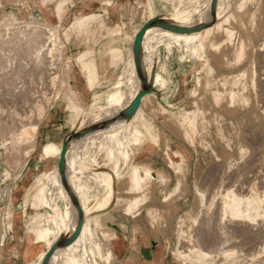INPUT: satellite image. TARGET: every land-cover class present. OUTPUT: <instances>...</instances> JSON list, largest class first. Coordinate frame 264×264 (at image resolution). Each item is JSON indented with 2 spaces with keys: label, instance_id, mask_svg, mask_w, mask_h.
Returning <instances> with one entry per match:
<instances>
[{
  "label": "rangeland",
  "instance_id": "374dc122",
  "mask_svg": "<svg viewBox=\"0 0 264 264\" xmlns=\"http://www.w3.org/2000/svg\"><path fill=\"white\" fill-rule=\"evenodd\" d=\"M166 1L172 3L173 11L159 15H154L152 12L148 13L145 17V25L142 26L138 30V32L146 29L147 25L150 24L152 20L165 18L169 15L179 16L181 14L183 15L184 13L186 14V16H190L191 14H194L192 17L193 25L199 23L197 27L191 29L193 35L192 38L188 41L185 40L184 34L182 35L181 38L177 39L176 36L170 34V30L168 29L157 30L155 32V36L151 40V44H152L151 47L154 50L152 65L155 68V71L152 73L151 87L157 86L158 88L160 87L164 90H169L170 93L172 92L173 88L169 87L170 85H168V81L162 77V74L159 72L158 69L159 68L158 64H159V60L163 61L164 59H169V60L175 59L178 63L182 64L181 67L182 71L185 72L183 82H181L182 83L181 85L182 86L185 84L187 85V87H185L183 91L182 97L180 98L181 100L175 103L173 107H170L169 105L167 106L166 104H163L161 100H158L157 98L151 96L153 94V88H151L149 92L150 94L147 97L148 99L146 98V100L144 99V101L142 102V106L144 103V108H147L152 113V117L155 118L154 122L156 127L160 128L161 131L167 133L166 136H163V138L167 139V141L165 142L167 144H172L174 147H183V149L186 150L187 152L188 159L192 158L193 162H195L196 164L195 183L191 187L190 186L188 187L182 183V180L183 179L185 180V176L187 175V171L189 170L188 166L186 167L187 164L185 160H180L178 157L173 158L177 162V164H179L176 168V171H178L182 177L177 193L179 194V196L182 197H186L189 194L188 196L189 199L186 201V205H183L182 207L183 212L181 213V215L176 216L174 219L175 220L173 223L174 240L170 249L174 260L173 264H182L183 261L179 257L176 251L177 248H179V246L180 247L182 246V240L180 238L186 222L187 223L194 222L197 225V226L196 225L192 226L193 228L190 230L191 232H193L192 233L193 235L198 234V232L200 231L202 233H205V231L207 230V228L205 227L204 228L206 230H201V227L203 225L202 224L203 220L209 219L208 214H206L207 213L206 206H204L205 201L203 199V194L201 190L207 192L208 198L209 196L211 198L214 192L217 191V187L219 189L221 181H224L225 185H231L233 184V182H235V179H237L238 176H240L238 177L239 179L242 178L241 175L243 176V173L246 171L247 164L249 165L250 163L255 161L256 162L255 164H262L264 168V157H263L264 52L259 51L258 49L260 39L264 36V0H166ZM59 7L62 8L61 13H59L58 11ZM211 8L221 12L222 14V16L220 15L221 19L218 22L216 21L214 25H208V23L206 22V17H204V14L207 12V10ZM57 13L60 20L63 19L64 15L66 16V12H64V9L62 7V3L57 6ZM27 21H33L39 25L42 24L44 26L47 25L48 27L53 28L58 33L57 35L59 36V42L61 48L58 47L55 52L56 62L54 63V65L57 66V68L54 66L55 69L49 70L46 69L47 68L46 65H41L40 68L39 65L33 64L35 63L34 61H32L33 63L30 62V56L29 58L27 56L29 55V52L28 50L26 51L27 47L25 46V44H24V48L22 46L23 43L22 45L18 44V46L21 45V48L16 47L18 42L19 43L22 42L21 38L18 36L15 37L16 38L15 43H11L10 47L9 45H7L6 48H8L7 51H9V54L12 53L11 55L17 58H15L16 62L14 63L15 65H13L12 67L10 66L11 63H8L10 64L9 66L7 64L8 55L4 53L0 54V119L3 121V123L12 121V119L9 118L11 117V115H9L10 111L8 112V110H12V109L16 110L19 107L20 108L19 110L17 109V111H19L21 114L25 112V117L27 116L25 119L26 123L30 122L31 120L32 121L36 120L35 119L36 115H34L35 110L33 109L32 106H30L29 103H31L34 100L37 101L38 98L40 100L46 93L50 91H53V96L51 98L52 101L56 95L61 93L62 88L64 86L63 75H62L63 64L65 62L64 59L65 44L63 43L64 42L63 33L67 35V32H65L66 30H64L63 28L64 24L52 25L48 20L38 19L36 17L21 19L16 17V15H14L13 13L9 11H5L4 9L0 8V26L3 25L4 23H9V22L16 23L17 26L18 24L20 26L21 25L23 26ZM66 21H67L66 22L67 23L66 26H67L69 24V20L67 19ZM187 30L188 29H186L185 31L189 32ZM226 30H232L234 32V35L235 36L237 35V41L239 37L245 39L247 45L242 51H238L236 45L230 43L223 44V40L229 34V33L227 34ZM133 36L134 35H127L125 37L123 41V43L125 44H123L120 51H125V48L127 49L129 47L128 42ZM13 47L14 48L16 47L17 50L14 49ZM15 50L17 53L15 52ZM21 50L23 52H21ZM114 52L112 51L105 52L104 54L110 59L109 63L107 64V67L112 70L111 74H114L118 70L117 73L114 75V79L112 82H111L112 78L110 76L106 77V80L108 82H111L108 91H106L105 93L102 92L96 93L95 96L97 97V99L96 97L94 98V102H93L94 104L92 103L86 109H80L76 111L79 120L74 122L75 124L73 123L72 132L83 134L82 133L84 132L83 130L85 128L88 129L87 124L91 123V119H93V117H96L95 119L96 121L101 120L100 121L101 123L104 122V125H106L105 121L107 120L105 118H110L107 124H112L113 121L115 120L114 118H112L114 113L108 111L109 104L106 98L109 95V93L117 89L116 87L118 85L116 86V84H118L119 82V77H121L120 75H122L121 74L122 70L123 71L124 69L126 70L125 77L128 75L129 76L133 75L135 70H133V67L131 65L132 63L129 60V54L124 59H122L120 63H116L117 61H115L114 59L115 58ZM20 53H26L24 54V56L26 55L27 57L24 58H27V60L23 58L24 64H22L23 55L21 56ZM18 60L20 61L19 64L17 62ZM31 60L33 59L31 58ZM16 64L18 67L16 66ZM94 67H92V69H94ZM44 68H45V72H43ZM7 69L9 70L6 71ZM186 69L188 71H185ZM260 69H262V71H260ZM49 71H52V74H50L51 72ZM53 72H56L55 74L58 75L57 81H55V79H51V77L55 76ZM155 72L156 75L154 76ZM45 73H47V76H45ZM159 75L162 78H160ZM156 78L159 79V82L158 80H156ZM37 80L39 81L40 85L37 82ZM154 80L157 82L155 83ZM30 81L31 83H29ZM27 84L30 86V90L28 89L29 86ZM129 85L130 88L133 85L134 87L132 88L133 90L136 88V83L134 81L130 82L128 80L124 84V86H129ZM38 88L40 89V92L38 91L37 93ZM131 91L132 90L130 89V92ZM195 91L197 92L196 94L194 93ZM28 92L30 93V95L28 94ZM32 92L33 93L35 92L36 94H32ZM214 93H218L220 95L221 103L218 102L216 104L215 101L216 99H214L215 97ZM38 94L39 97H36V95ZM231 94H235L236 96V103L234 106H230L229 101H231ZM102 96H104L106 100V102L104 103H102ZM161 96L162 95H160V97ZM163 96H164V101H166V103L169 104L170 99L167 97L166 93H164ZM26 98L27 99L29 98L28 100L29 102L27 101ZM32 98L34 99L32 100ZM43 98L47 99L45 98V96ZM43 98L41 99V101L43 100ZM25 101H27L28 104H25L24 103ZM50 103L48 104V106L50 105ZM248 103L249 105H247ZM132 108L134 107L132 106ZM47 109L44 111L43 115L41 116L40 121L45 115ZM130 110H128L126 114L128 113L129 115L132 111ZM88 111H94L95 112L94 116L93 117L89 116ZM233 111L235 113H233ZM18 122L19 120L17 121L14 120V124L16 126H18L19 124ZM190 124L192 126L191 129L189 128ZM193 128H195L197 133L195 130L191 132ZM96 131L98 133V130ZM96 131L92 132L91 130L90 131L86 130L87 133L86 136L88 134L95 133ZM107 139L108 137L105 138L100 137L91 142L90 144L91 149L89 148V151L84 152L83 162L81 163L82 166L83 167L95 166V168L103 167L117 181L119 179L122 180L124 177H128L129 179L131 167L135 165V164L131 165L130 156H127L128 158L125 157L126 159L120 156V165H115L114 162L109 160H105V162H102L100 165L96 163L97 160L96 155L101 156L100 155L101 152H99V154L97 152V150H99L98 146L100 148L101 146L103 147L106 146L108 144ZM146 140L147 139L144 140L142 139L141 142L137 145H132L131 144L132 142L127 141V143L129 142V144H127L128 146L127 149L130 151L131 147L133 146L137 147L138 145L145 143ZM150 140L154 141L153 138H150ZM0 142H1L0 160L6 162L7 165H12L13 169H16L15 168L16 165H20V162L22 160H25L26 158H23L22 155H20V153L14 151L11 148L10 144H8L9 146L4 145L5 143L4 137H0ZM35 142L36 139L34 141H31L30 144L35 145ZM114 147L116 148V146ZM167 152L172 153V151L169 150ZM63 156L64 154L59 155L55 158L59 157L63 161L64 160ZM165 157L167 158V154H165ZM241 157L243 160L241 159ZM247 161L250 163H248ZM136 165L144 166V164H136ZM244 165H246V167ZM240 168H242V171H240ZM234 172L235 175L231 176L234 174ZM239 172H241L240 173L241 175L239 174ZM6 175H7L6 177H10L8 172H6ZM245 175L246 174L244 173V176ZM106 176L107 175L104 176L99 171H95V174L92 176L93 178L91 176H88L85 179L83 178L84 180L80 178H77L78 179L77 180L74 176H72L73 178L71 179L74 188L82 192L83 197L85 190L91 188L92 190L95 191L98 189L97 191H99L100 193L104 192L105 194L103 195V197L107 198V201L105 200L106 201L105 207L98 209L91 218H88L89 221L87 220L85 224L86 226L88 225L87 227H91V226L93 227L92 218H94L95 220V224H94L95 228L93 231L94 234H92L93 236L91 235V237H93L91 238L92 241L90 239L89 241L93 243L94 242L93 239L94 240L96 239L97 242L99 243V246L95 247L94 245L95 243L91 245L92 246L91 248L93 249L92 253L94 254L93 256L94 261L92 262V264H111L112 251H111L110 243L113 238V235L110 233L109 221L105 218V213L107 209L110 208V205H112L113 207L115 206L117 209H121V210L124 209V211L128 213H133V211H135L136 208L139 207L141 203L146 201L148 198L153 197L156 191V187L158 185L153 180L152 178L153 175L152 176L148 175L144 178L142 189L133 190V188H131L130 183L127 184L126 194L127 192L128 194L127 195L123 194L121 196H130L132 199L119 198L117 194L118 191L115 192V194L113 195L112 191L108 190L107 187L105 186V180H107ZM229 176L230 178H228ZM232 177H236V178L232 180ZM227 178L229 179L230 184L228 182H225V180L228 181ZM244 178H242L243 180L241 181H244L246 179ZM11 179L12 178H10V180ZM79 179L81 181H79ZM90 179L92 182L94 181L97 184V187L95 188L92 187ZM101 180H103L104 182L103 181L101 182ZM63 181L70 191V187H69L70 185L68 183L67 177H64ZM159 182H163V181L161 180ZM41 186L42 184H40L38 180V186L36 190L38 204L36 205L37 207H34L35 208L34 212L36 213L40 212L41 213L40 215L44 217V215H47L49 211H47V209L43 207L39 202V196H40L39 191ZM58 191L60 192L56 193V198H55L56 201H58V205H59L58 212H60V215L63 216L64 219L69 218V216L72 215V213L69 212L70 208L65 209L66 201L68 200V198L66 197L64 190L59 189ZM98 197H100V195ZM137 198L139 201L137 203L138 205L133 206L132 202ZM213 209H212L213 211L211 210L212 213H210L209 216H210V225L215 227L214 229L211 226L208 227V230L209 231L211 230L210 233L211 234L213 233L212 234L213 238L212 240L210 239L211 241L209 242H204L205 244L204 247L206 248L208 246L210 247L208 249H217V247L220 246V243L224 238L223 236L220 235L221 233L220 227L216 225L217 213H218L217 207ZM213 213L215 214L214 217L212 215ZM157 216L161 217L160 212H158ZM10 217H11V213L8 212L5 222L11 226L9 221ZM205 217L208 218L205 219ZM211 218H212V222H211ZM214 218L216 219L214 220ZM214 221L215 224L213 223ZM234 226H232L231 229L230 227L227 228V230L230 231L228 232L230 236L229 237L230 240L228 242V248L230 247L229 243H231V247L236 248V250L241 252L238 253L239 254L238 264H264V234L263 235L259 234V231H261L262 229L258 228L253 231L250 229V227H244V226L234 227ZM77 228L78 229H76V233L78 231L77 236L79 238L81 236L79 232L80 231L79 228H81V226ZM204 228L202 227V229ZM247 228H249L250 232L247 231ZM59 229L60 226H58L57 230ZM197 229H199L198 232L196 231ZM29 230L32 233V235L35 237V239L38 240L37 236L35 235V230L31 228H29ZM193 230L195 231L196 234L194 233ZM246 231L248 234L247 237H246ZM57 232L58 231H55L54 233L51 232L50 237L47 240L46 239L39 240L46 244V251L42 253V256L45 253H46L45 255L47 256L49 254L50 256L49 261L53 259L52 258V256L54 255L53 251L56 250L53 247H54V243L56 242V241L54 242V240H56ZM76 233L74 234V236H76ZM214 233L216 234V237L218 236V238L215 237L214 239V235H215ZM233 234L237 238L236 237L232 238ZM244 234L246 238L244 237ZM54 235L55 238L53 239ZM201 235L203 237V234ZM258 235L260 236V238L257 237ZM77 236L73 238V240L70 243L65 244L64 246L65 249L64 248L62 249L63 250L62 254H64V252H66L67 254L65 253L66 255L64 254L62 258H64L63 260H66V264H90L89 261L87 262L85 260L84 255L81 254L80 250L82 247H84V244H82L83 246H80L81 242L80 240L77 241ZM249 236H251L253 240ZM241 237H244V239ZM213 239L214 241H216V243L212 242ZM60 240L62 241L64 239L61 238ZM217 240L218 242L220 241L219 244ZM232 240H236V241L232 242ZM72 244L75 245L74 246L75 248L73 247L75 250L77 247L76 252L72 248ZM70 249H72V251H69ZM62 254H60V257ZM47 256L46 258L45 256L40 257V259H38L35 264H42L43 263L42 261L48 258ZM73 258L78 260L77 263H73ZM221 258L222 257H220V259ZM192 262H193L192 264H207L204 261L198 263L196 261H192ZM230 263L231 262H229V264ZM232 263H234V261H232ZM58 264H62V263H58ZM210 264H220V263H218V261H213L210 262Z\"/></svg>",
  "mask_w": 264,
  "mask_h": 264
},
{
  "label": "crops",
  "instance_id": "0c3cea01",
  "mask_svg": "<svg viewBox=\"0 0 264 264\" xmlns=\"http://www.w3.org/2000/svg\"><path fill=\"white\" fill-rule=\"evenodd\" d=\"M61 3L66 12L62 20L57 13V6ZM0 8L21 19L36 17L48 20L52 25L64 24L67 32V35L63 33L64 86L61 93L53 98L39 123L34 152L16 165V169L0 160V264H35L46 251V244L36 240L29 230L33 228V218L41 214L34 212L38 204V180L42 175L54 172L63 162L59 157L41 159V147L49 142L63 145L73 131V123L79 120L76 111L91 105L96 93L108 91L118 70L111 74L112 70L107 67L110 59L104 55L105 52L123 46L127 35H132L145 25L148 13L165 14L173 11V5L166 0H0ZM67 19L69 24L66 26ZM92 65L98 74L93 88L88 81V70L92 69ZM158 66L162 77L173 90L170 93L154 86L151 96L173 107L181 100L187 87L186 84L181 85L185 72L182 71V64L175 59L159 60ZM109 76L111 82L106 80ZM164 93L170 99L169 104L164 101ZM104 102L106 100L102 96ZM142 107L145 109L144 118L154 127L158 140L147 139L145 143L131 147L129 156L131 165L144 164L149 168L158 185L153 197L141 203L133 213L115 206L107 209L105 218L113 235L110 243L111 264H173L170 251L174 240L173 223L175 217L183 212L182 207L186 205L189 194L182 197L177 193L182 177L176 171L179 164L174 160L171 165L168 157H165L168 150L175 158L185 160L189 168L182 183L188 187L195 183V162L192 158L188 159L183 147H174L165 142L167 139L163 136L167 133L156 127L155 118L144 108V103ZM6 172L10 177H6ZM68 179L72 178L68 175ZM129 180L124 177L117 181L119 198L132 199L121 196L126 194L128 183L132 188ZM161 180L163 182H159ZM103 193L90 188L85 190L83 198L90 203ZM133 202L138 203V198ZM8 212L11 213V226L5 222ZM158 212L161 217L157 216ZM70 242L69 239L66 244Z\"/></svg>",
  "mask_w": 264,
  "mask_h": 264
},
{
  "label": "bare ground",
  "instance_id": "6f19581e",
  "mask_svg": "<svg viewBox=\"0 0 264 264\" xmlns=\"http://www.w3.org/2000/svg\"><path fill=\"white\" fill-rule=\"evenodd\" d=\"M58 11H59V13H61L62 8L59 7ZM193 15L194 14H191L190 16H186V14L183 13V15L181 14L179 16H170L169 15L165 18L154 19V20H152V22L150 24L147 25L146 29H144L140 32L136 31L135 33L132 34L134 36L129 40V42H128L129 47L127 49L125 48V51H120L122 46L117 47L116 49L112 50V52L117 51V52H114L115 53L114 59H115V61H117L116 63H120V61L122 59H124L129 54V60L132 63L131 65L133 67V70H135L133 75L129 76L127 74L128 76H126V77H125L126 70L125 69H124V71L122 70V73H121L122 75H120L121 77H119V82H118V84H116V86L118 85L116 87L117 89L115 91L109 93V95L106 98V100L109 104L108 111L114 113L112 118H114L115 120L113 121L112 124H107L109 122L110 118H105V119H107L105 121L106 125H104V122L101 123L100 122L101 120L96 121L95 120L96 117H93L95 112L94 111H88L89 116H92L93 119H91V123L87 124L88 129L85 128L83 130L84 132H82L83 134H80L77 132H72L66 138L63 145H59L57 143L49 142V143H47L41 147V150L39 153V156L41 159L55 158L59 155L64 154V156H63L64 160H63L60 168L59 169L57 168L54 172L51 171V173L42 175V177L39 179V183L42 184L40 191H39L40 192L39 202L41 203V205L43 207H45L47 209V211H49V213L47 215H44V217L42 215L34 217L32 220V222H33V228L32 229L35 230V235L37 236L38 240H45V239L47 240L50 237L51 232L54 233L55 231H58L56 233V235H57L56 240H54V242L55 241L56 242L55 243L53 242L54 243L53 248L56 249L55 251H53V254H54L52 256L53 259H51V261H49V257H50L49 254L47 256V255H45L46 254L45 253L43 256L41 255V257L45 256V258H46V256H47L48 258L47 259L44 258L45 260L42 261L43 262L42 264H58V263L66 264V260H63L64 258H62V256L66 252H64V254H62V251H63L62 249L64 248L66 242L69 239L72 241L73 238H75L78 235V231L76 233V229H78L77 227H79V226H81V228H79L80 229L79 232H80L81 236L79 237L80 239L77 236V241L80 240V242H81L80 246H83L82 244H84V247H82L81 250L80 249L79 250L81 251V254L84 255L85 260L87 262L89 261L90 264H92V262L94 261V258H93L94 254L92 253L93 249L91 248L92 247L91 245L95 243L94 244L95 247L99 246V243L97 242L96 239L95 240L93 239L94 242L91 243V241H92L91 238H93V237H91V235L94 234L93 231L95 228L94 227L95 226L94 225L95 224L94 218H92L93 227L92 226L87 227L88 225L86 226L85 224H86L88 218H91L93 216V214H95L98 209L105 207L107 198L103 197V195L105 194V193H103L102 195H100V197H98L99 195L97 197H95L90 203L89 202L86 203L84 198H83L82 192H80L78 189L74 188L72 181L68 179V175L71 178H73L72 176H74L76 179L77 178H80V179L84 178L85 179L88 176L92 177L95 174V171H99L104 176L107 175L106 176L107 180H105V186L107 187L108 190H111L112 194L114 195L115 192H117V187H116L117 180L114 177H112L110 175V173H108V171L105 168H103V167L95 168V166L83 167L81 164L83 162L84 152L89 151V148L91 149V146H90L91 142L100 138V137H102V138L108 137V139H107L108 144L106 146H104V147L101 146V148L98 146V148H99V150H97L98 154H99V152H101L100 153L101 156L96 155V159H97L96 163L98 165H100L102 162H105V160L112 161L115 163V165H120V156H122L124 158L125 157L128 158L127 156H129V150L127 149V147H128L127 144H129V142L127 143V141L132 142L131 143L132 145H137L141 142L142 139L144 140V139L153 138L154 141L157 142L158 136H157V134H155V130H154V127L152 126V124L145 120L144 110L142 107V102L144 101V99L146 100V98L150 94L149 93L150 89L153 88V87H151L152 73L155 71V68L152 65V60L154 57V50L151 47L152 46L151 40L155 36V32L157 30H160V29L170 30V34L176 36L177 39L181 38L182 35L184 34L185 40L186 41L190 40L192 38V35H193V32L191 31V29L194 27H197L199 25V23H196L195 25H193V19H192ZM220 15L222 16L221 12L216 11L213 8H211V9L207 10V12L204 14V17H206V22L208 23V25H214V23H216V21L218 22L221 19ZM186 29H188L187 31H189V32H186L185 31ZM226 32H227V34L228 33L229 34L223 40V44L230 43V44L236 45L238 51H242L246 47L247 44L245 42V39H242L239 37L238 41H237V35L235 36L234 32L232 30H226ZM57 34L58 33L53 28L48 27L47 25L44 26L43 24L42 25L36 24L33 21H27L23 26L22 25L20 26L19 24L17 26L16 23H10V22L4 23L3 25L0 26V54L4 53V54L8 55L7 64L11 63V65L8 64V66L10 65L13 67V65H15L14 63L16 62L15 58H17V57H14L13 55H11L12 53L9 54V51H7L8 48H6V47H7V45H9V47H10L11 43H15V40H16L15 37L18 36L21 38L22 42L19 43L17 41L18 43H17L16 47L21 48V45L23 43L22 46L24 48V44H25V46L27 47L26 51L28 50V52H29V55H27V56H28V58L30 56V62L34 61L35 63H33V62L32 63L39 65L40 68H41V65H46V67H47V68L45 67L46 69L53 70V69H55V67L57 68V66L54 65V63L56 62L55 61L56 49L58 47L61 48V45L59 42V36ZM157 42H158V40H157ZM18 44H21V45L18 46ZM16 47L15 48L13 47V48L16 49ZM258 47H259L258 48L259 51L264 52V36L260 39V43H259ZM16 50H15V52H16ZM19 51H20V49H19ZM19 51H18V53H19ZM21 52H23V51L21 50ZM20 54H21V56L23 55V57H22V61H23V58L27 57L26 55L24 56V54H26V53H20ZM261 54H263V53H261ZM18 57H19V54H18ZM31 58L33 60H31ZM24 59L27 60V58H24ZM19 60L17 61L18 64L20 62ZM27 62H29V61H27ZM22 64H24V61L22 62ZM16 66H17V64H16ZM32 66H34V65H32ZM92 67H94V66L92 65ZM45 68H44V70L42 69L43 72H45ZM15 69H17V68H15ZM8 70L9 69H7L6 71H8ZM260 71H262V69H260ZM49 72H51L50 74H52V71H49ZM56 72H53V73L55 74ZM155 75H156V72H155L154 76ZM45 76H47V73H45ZM57 77H58V75L55 74V76L51 77V79H55V81H57ZM160 78H162V77L160 76ZM97 79H98V74H97L95 67H94V69H89L88 70V81H89L90 86L93 87L95 85ZM128 80L130 82L134 81L136 83V88L134 90L132 89V88H134L133 85L131 88H130V85L124 86V84ZM156 80H158V82H159L158 78H156ZM198 81H199V79H198ZM32 82H33V79H32ZM37 82L39 83L38 80H37ZM156 82L157 81H155V83ZM29 83H31V81ZM52 84H53V82H52ZM198 84H199V82H198ZM39 85H40V83H39ZM49 85H51V84H49ZM34 87H35V85H34ZM28 89L30 90V86ZM130 89L132 90L131 92H130ZM38 91L40 92L39 88L37 90V93H38ZM194 93L196 94L197 92L195 91ZM28 94L30 95L29 92H28ZM32 94H36V93L32 92ZM43 94H45V93H43ZM214 94H215L214 99H216L215 101L217 104L218 102H220V95L218 93H214ZM44 96L47 99H44L43 98ZM44 96L42 97L43 98L42 101H41L42 98L40 100L38 98L37 101H35V100L32 101L34 98H32V100L30 99L32 102L29 104L35 110V111L34 110L33 111L35 112L34 115H36V117L35 116L34 117L36 120H34V121L31 120L32 122L30 121V122L26 123L25 119L27 116L25 117V112L21 114L19 111H17V109L19 110L20 107L17 108L16 110L15 109L8 110V112L10 111L9 115H11V117H9V118L12 119L11 122L8 121L7 123L6 122L3 123V121L0 119V137L5 138L4 145L10 144L11 148L14 151H17L18 153H20V155H22L23 158H27L28 156L31 155L32 152H34L35 145L30 144V142L34 141L37 137V130H38V126H39V121H40L41 116L43 115L44 111L47 109L48 104L51 101V98L53 96V91L46 93ZM36 97H39V94L36 95ZM96 99H97V97H96ZM28 100H29V98L27 99V101ZM27 101H25L24 103L28 104ZM229 102H230V106L235 105V103H236L235 94H231V101H229ZM133 103H134V105H133ZM247 105H249V103ZM132 106L134 108H132ZM105 109H107V108H105ZM128 110L131 111V113L129 115H128V113L126 114V112H128ZM233 113H235V112L233 111ZM13 117H14V119H13ZM28 117H29V115H28ZM3 119H5V118H3ZM185 119H186V117H185ZM14 120H16V121L19 120L18 126H16L14 124ZM194 124H195V121H194ZM90 126H92V127H90ZM190 126H191V124H190ZM190 126H189V128L191 129L192 126L191 127ZM194 126H196V125H194ZM196 129H197V127H196ZM86 130L87 131L91 130L92 132L98 130V133L96 131L95 133L88 134L86 136V134H87ZM99 130H100V132H99ZM193 130H195V128H193L191 130V132ZM196 133H197V131H196ZM192 135H193V133H192ZM192 141H193V139H192ZM114 146H116V148ZM118 153H120V154H118ZM105 157H107V158H105ZM167 157L170 160L171 165H172L174 163V159H173L174 156L172 155V153L167 152ZM263 157H264V152H263ZM241 159H242V157H241ZM247 162H246V164H247ZM248 163H250V162H248ZM255 163L256 162L254 161V162L250 163L249 165L247 164V169H246L247 173H246V171L244 172L246 174L245 175L246 177L244 176L243 172H242L243 176L240 174L241 172H239V174L241 175L242 178H244V177L246 178V179L244 178L245 179L244 181H241L243 179L242 178L239 179L238 177H240V176H238V175H236L238 177H237V179H235V182H233V184H231V185H225L224 181H221L220 186L218 185L219 189L217 187V191H215L213 195L211 194L212 195L211 198H210V196L208 198L207 192L201 190V192L203 194V199L205 201L204 206H206V212H207L206 214H208V217H209V219H207L208 217H205V219H207V220H203L204 218L202 219L203 220L202 227L203 228L205 227L208 230V227L211 226L209 214L212 213V211L214 210L213 208L217 207L218 213H217L216 225L218 227H220L221 233L220 232L219 233L224 238L221 237V238H223V240L221 241L220 246L217 247V249H208L210 247L209 246L207 248L204 247L205 246L204 242H209L212 240V238H213L212 234L213 233L212 234L210 233L211 230L207 231L205 228L202 229V227H201V230H206L205 233H202L201 231L198 232V230L200 229L199 228L196 230L198 232V234H196L195 231L193 230L194 233L196 234V235H193L192 234L193 232H191L190 230L193 228L192 226H195L196 224L194 222H192V223L186 222L184 229L182 230V235L180 238L182 240V246L181 247L179 246V248H177V251H176L178 253L179 257L183 261L182 264H192L193 263L192 261H196L197 263L204 261L207 264H210V262H213V261H218V263H220V264H229V262H231L230 264H238V257H239L238 253H241V252L236 250V248L231 247V243H229L231 248L230 247L228 248V242L230 240L229 239L230 236H229L228 232H230V231H228L227 228L230 227V229H231L232 226H234V225H235L234 227H237V226H239V227L240 226L250 227V229L253 231L258 229V228H261L262 230L259 231V234L260 235L264 234V229H263L264 228V168H263L262 164H255ZM230 164H232V163H230ZM244 166L246 167V165H244ZM240 167H241V164H240ZM240 171H242V168H240ZM236 172H238V171H236ZM148 175H151V176L153 175L152 171L149 168H147L145 166H141V165H136V164L133 165L131 167L130 177H129L130 181L132 183L133 190L142 189L144 178ZM234 175H235V172L231 176H234ZM64 177H67V179H68V183L70 185L69 186L70 191L63 181ZM225 178H226V176H225ZM228 178H230V176ZM234 178H236V177H232V180ZM80 179H79V181H81ZM88 180H89V178H88ZM90 181H91V179H90ZM102 181L103 180H101V182ZM101 182H100V184H101ZM225 182L229 183V179H228V181L225 180ZM91 185L93 188L97 187V184L94 181L93 182L91 181ZM59 189L64 190L66 197L68 198V200L66 201V208L65 209L70 208L69 212L72 213V215H70L69 218L64 219V217L60 215V212H58L59 211V205H58V201H56L55 198H56V193L60 192V191H58ZM132 203H133V206L137 205V202H132ZM111 206L112 205H110V207ZM215 211H214V213H215ZM214 213L212 214L213 217L215 215ZM215 219L216 218H214V220ZM56 222H57L58 226H60L59 230H57L58 226H57ZM211 222H212V218H211ZM213 223L215 224V221ZM91 225H92V223H91ZM200 225H201V222H200ZM82 227H83V229H82ZM211 227H213V226H211ZM214 227H213V229H214ZM194 229H195V227H194ZM82 230H85V231H82ZM234 231H235V228H234ZM247 231L250 232L249 228H247ZM247 231H246V237L248 235ZM75 233H76V236H74ZM180 234H181V232H180ZM201 234H203V237ZM204 234H205V236H204ZM252 236H254V235H252ZM215 237H216V234L214 235V239H215ZM233 237L235 238L236 236H234V234H233L232 238ZM244 237H245V234H244ZM244 237H241V238L244 239ZM249 237L251 238V236H249ZM257 237L260 238L259 235ZM54 238H55V235H54L53 239ZM61 238L64 240L66 239L65 242H64V240L61 241L60 240ZM216 238H218V236ZM89 239L91 241H89ZM214 239L212 242L216 243V241H214ZM234 241H236V240H232V242H234ZM217 242H218V240H217ZM219 242H218V244H219ZM76 244H77V242H76ZM74 246L75 245L72 244V248ZM77 246H78V244H77ZM206 246H207V244H206ZM76 250H77V247H76ZM76 250L74 249L75 252H76ZM69 251H72V249H70ZM60 254H62L61 257H60ZM73 254H74V252H73ZM84 257H83V259H84ZM220 257H222V258L220 259ZM61 258L63 261L61 260ZM69 259H70V256H69ZM79 259H81V258H79ZM77 261H78L77 259L73 258V263H77ZM232 261H234V263H232Z\"/></svg>",
  "mask_w": 264,
  "mask_h": 264
}]
</instances>
